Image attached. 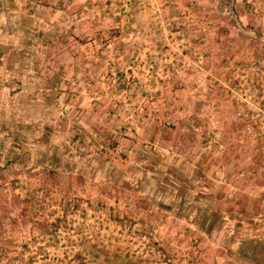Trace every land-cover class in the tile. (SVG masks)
Segmentation results:
<instances>
[{
  "label": "rangeland",
  "instance_id": "374dc122",
  "mask_svg": "<svg viewBox=\"0 0 264 264\" xmlns=\"http://www.w3.org/2000/svg\"><path fill=\"white\" fill-rule=\"evenodd\" d=\"M20 1L0 264H264V0Z\"/></svg>",
  "mask_w": 264,
  "mask_h": 264
},
{
  "label": "crops",
  "instance_id": "0c3cea01",
  "mask_svg": "<svg viewBox=\"0 0 264 264\" xmlns=\"http://www.w3.org/2000/svg\"><path fill=\"white\" fill-rule=\"evenodd\" d=\"M11 1L12 0H1L0 1V4L1 5H4L5 3H7V5H10V3H11ZM15 1H17V0H15ZM33 1V0H32ZM42 3L43 2H45L46 3V0H40ZM48 1V0H47ZM5 2V3H4ZM23 5H27V3H29V4H33V2H31V0H23V1H20ZM38 2V1H37ZM44 3V4H45ZM19 4V3H18ZM30 10H31V8H28V11H27V8L25 7V8H22L21 7V13H24V14H27V13H29V14H31L30 13ZM4 15H5V19H6V23H8L7 22V20H8V18H7V12H6V10L4 9ZM26 17H24V19H25ZM19 20H21V18L19 19ZM25 23V22H24ZM9 25H7V27H8ZM9 30V29H8ZM6 31V28H4L3 30H2V32H3V34L4 33H6L5 32ZM4 36H5V34H4ZM1 38H4V37H1ZM3 43H4V41H3ZM3 45L2 44H0V68L2 67L3 68V64H4V59H5V53L8 51H11V56L10 57H13V56H15L16 57V62H18V59H19V55L17 54V53H14L13 51H15V50H13V49H11V48H8V49H6L5 50V48L4 47H2ZM3 49H4V51H3ZM15 60V59H14ZM14 65H12L11 66V70H10V72H12L13 74L15 73V71L13 70L15 67H13ZM7 70H9V69H7ZM24 76H26V75H23V73H22V75L19 77L17 74H14L12 77H11V80H13V78H21V77H24ZM14 99H16L15 97H8V99L7 100H5L4 101V105L6 106V107H9L10 108V106H12L13 104H14ZM6 122V121H5ZM5 122L3 121V119H1L0 118V131H2V130H4L3 129V127H4V124H5ZM8 123H9V125H10V121H7ZM12 124V123H11ZM11 126V125H10ZM15 126H17V125H15ZM10 130L11 131H13V128H9V129H5V131H8V133L10 134L11 132H10ZM11 136V135H10ZM8 138H6V139H9V136H7ZM5 141V139H4V137H2L1 138V140H0V142H2L1 144H0V147H2L3 148V150H5V148L7 149L8 147H6L5 146V144L3 143ZM0 153H2V151L0 150Z\"/></svg>",
  "mask_w": 264,
  "mask_h": 264
}]
</instances>
